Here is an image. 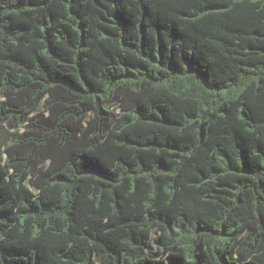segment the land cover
Returning <instances> with one entry per match:
<instances>
[{
    "label": "trees",
    "instance_id": "trees-1",
    "mask_svg": "<svg viewBox=\"0 0 264 264\" xmlns=\"http://www.w3.org/2000/svg\"><path fill=\"white\" fill-rule=\"evenodd\" d=\"M0 264H264V0H0Z\"/></svg>",
    "mask_w": 264,
    "mask_h": 264
},
{
    "label": "crops",
    "instance_id": "crops-1",
    "mask_svg": "<svg viewBox=\"0 0 264 264\" xmlns=\"http://www.w3.org/2000/svg\"><path fill=\"white\" fill-rule=\"evenodd\" d=\"M3 128H4V127H2V126H1V128H0V129H1V131H2V129H3Z\"/></svg>",
    "mask_w": 264,
    "mask_h": 264
}]
</instances>
